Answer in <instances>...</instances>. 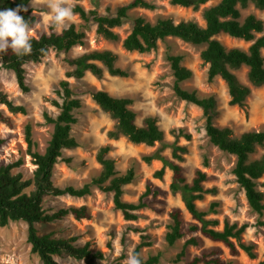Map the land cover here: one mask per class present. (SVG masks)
I'll use <instances>...</instances> for the list:
<instances>
[{
  "label": "rangeland",
  "instance_id": "rangeland-1",
  "mask_svg": "<svg viewBox=\"0 0 264 264\" xmlns=\"http://www.w3.org/2000/svg\"><path fill=\"white\" fill-rule=\"evenodd\" d=\"M128 1L73 0V3L81 5L86 11L94 10L100 15L112 17ZM149 1L155 6L153 10H131L123 26L114 29L119 36L117 42L104 39L96 33V25L92 21L84 23L76 14L73 25L85 33L83 45L75 46L68 52L50 50L39 62L25 64L23 68L27 92H22L18 87L14 72L0 64V92L14 105L25 109L24 114H12L0 104V113L4 118V121H0V140L3 141L0 145V166L21 159L22 166L14 172H20L24 179L31 176L35 167L26 155L25 128L30 127L37 151L43 153L53 131V125L45 122L44 115L52 118L57 116L58 109L51 101L60 102L58 84L66 79L65 73L71 70L65 60L91 50L111 51L118 57L115 66L127 72V77L110 76L104 70L101 78L86 72L80 80L66 79L74 95L81 101V107L75 111L77 122L71 131L77 147L63 150L54 166L52 182L61 189H79L89 184L101 171L96 160L97 152L107 146V157L114 161L116 173L124 175L132 170L134 174L133 181L123 187L122 200L133 204L141 200L143 207L137 211L135 221H125L121 212L114 208L112 193L102 192L95 186L91 187L90 195L82 198L67 195L47 197L46 209L57 212L85 206L89 218L75 220L68 214L54 223L37 225L39 234L53 233L57 238L73 239V244L78 247L89 243L94 252H102L104 260L101 264H125L128 254L136 249L143 259L159 254L158 264H189L192 259L203 255L208 260L217 258L227 264H257L264 260V214L259 216L248 207L244 192L232 174L235 157L221 152L209 142L202 111L174 95L173 76L166 57L182 56V65L191 70L192 76L182 82L181 86L189 92L195 91L199 97H213L216 101L214 124L221 128L229 127L237 137L249 131L264 132V86H252L244 66L233 71L238 81L250 88L245 107L239 108L230 105L227 87L220 78L208 80L207 66L200 60V53L205 46H195L169 37L160 41L157 48L149 53L125 51L121 41L128 35L135 18L142 17L151 24L158 19L169 18L175 23L194 21L204 26L202 11L219 0H212L197 10L172 5L170 0ZM28 9L37 18L31 27L32 37L50 32L60 33L63 30H57L51 25L46 0H31ZM241 14L242 18L252 14L264 21V11L256 9L252 4L242 10ZM217 39L227 48L246 50L249 46V43L224 35ZM262 55L264 57V51ZM98 90L113 97L131 99L130 108L136 114L135 122L138 126H141L144 118L154 117L164 134L163 141L147 146L132 144L125 137L110 139L107 134L113 130L115 122L92 100V93ZM185 136H189V139ZM173 144L186 149L181 154L180 162L172 158ZM262 155L264 148H257L250 159L255 160ZM145 158L152 160L147 163ZM165 161L179 164L182 176L188 183L197 171L206 174L203 185L211 192L196 201L197 208L206 212L207 218L218 222L214 227L217 230H221L226 223L236 224L237 227L244 225L241 242L254 246L255 259L248 258L240 249L237 254L230 255L224 244L211 241L199 231H188L194 221L187 213L180 194L170 189L173 174L164 165ZM160 169H163V175L157 178L155 174ZM262 183L264 175L258 185L264 195ZM211 204H215L213 209H210ZM176 210L180 212L184 236L173 246H168L164 237L171 224L170 214ZM190 238L197 240V246H187L182 261L173 263L184 242ZM54 259L60 264H85L69 257ZM0 264H42L30 252L26 223L13 222L0 227Z\"/></svg>",
  "mask_w": 264,
  "mask_h": 264
},
{
  "label": "trees",
  "instance_id": "trees-1",
  "mask_svg": "<svg viewBox=\"0 0 264 264\" xmlns=\"http://www.w3.org/2000/svg\"><path fill=\"white\" fill-rule=\"evenodd\" d=\"M31 0H0V11L16 9L22 6L19 14L29 22L32 27L37 18L28 9ZM81 1V0H77ZM212 0H170V3L183 8L197 10ZM252 4L256 9L264 11V0H219L215 5L202 11L204 26L194 21H180L175 23L172 19H158L151 24L142 17L132 21L128 35L121 41L125 51L140 54L154 51L160 41L166 38H177L183 42L195 46H205L200 53V60L207 66V78L212 81L220 78L226 85L230 97V105L239 108L245 107V101L250 94V88L241 84L233 71L244 66L247 68V79L252 86H264V21L252 14L242 18L241 11ZM153 10L155 8L149 0H130L120 6L112 17L100 15L94 10L86 11L81 5L74 7V12L84 22L92 21L96 25V33L104 39L117 42L119 36L114 29L123 26L128 19L129 12L134 9ZM224 35L231 39L242 40L249 43L246 50L225 47L217 37ZM258 35V36H257ZM85 33L71 25L60 33L50 32L32 37V54L23 57L16 56L11 49L6 53H0L2 67L14 72L18 87L22 92H27L25 83L24 65L29 62H39L50 50L56 52H68L75 46L84 43ZM173 76L172 91L181 101L192 104L202 111L205 118V134L209 142L223 153L235 157L232 174L237 185L243 190L246 202L250 210L259 216L264 214V195L258 189L259 180L264 175V155L251 160L250 157L257 148H264V132L249 131L235 136L229 127H218L213 119L216 112V101L213 97H199L195 91L185 90L181 84L192 76L191 70L182 65V56L169 55L166 57ZM118 60L116 54L108 50H91L82 55L65 60L70 71L65 73L66 79L80 80L86 72L96 78H101L104 70L114 77H127V72L116 67ZM98 64H101L100 67ZM58 84L57 95L60 102L51 101L58 109L55 118L44 115L45 122L53 125V131L43 153H39L36 143L32 139L31 129L25 128L26 155L30 157L35 167L31 176L24 179L20 172H14L23 164L21 159L0 166V227H6L9 223L24 222L27 224V242L30 244V252L35 254L42 264H60L54 257H69L85 264H101L104 260L102 252H94L89 243L78 247L73 244V239L54 237L53 233L39 234L37 225L50 224L61 220L70 214L75 220L89 218L85 206L70 207L57 212L45 208L47 197L70 196L82 198L90 195L91 187L95 186L102 192L112 193L114 208L121 212L125 221H135L137 211L143 207L141 200L138 204L127 203L122 200L123 187L134 179L132 170L124 175H118L115 171L114 161L107 157L109 147L98 150L96 160L101 166L98 177L89 184L79 189L72 187L58 188L53 182L54 166L58 163L64 149L77 147V141L71 134L72 127L76 124L75 111L81 107L78 99L67 80ZM92 100L105 113L109 114L115 124L113 130L107 135L110 139L125 137L132 144H145L153 146L164 139L163 132L157 125L154 117L143 119L141 126L135 122L136 114L130 108L132 100L124 97H113L107 92L98 90L92 93ZM0 104L4 105L12 114H24L25 109L14 105L0 92ZM0 121H4L0 113ZM189 139V136H185ZM3 143L0 140V145ZM172 158L177 162L182 160L181 154L186 152L184 147L172 145ZM149 163L152 159L145 158ZM173 174V183L170 189L173 193H179L181 201L190 215L194 224L188 227V231H199L211 241L224 244L230 255H235L238 249L243 251L248 258L255 259L254 246L241 242V235L245 226L237 227L236 224H224L221 230L214 227L218 222L207 218V213L200 211L196 201L203 199L204 195L211 191L204 188L206 174L197 171L190 183L182 176L181 167L177 163L166 162ZM156 177L163 175V169L156 172ZM264 186V183H262ZM215 204H211L213 209ZM171 224L165 234V242L173 246L184 234L178 210L170 214ZM264 225V224H262ZM235 242L238 244L236 245ZM147 245V244H146ZM149 245V244H148ZM187 246H197L195 238L187 239L180 252L173 259V263L182 261ZM140 247V246H139ZM134 252L138 253V249ZM206 255L192 259L189 264H227L217 258L207 259ZM160 255L148 256L143 259L144 264H158ZM257 264H264V260Z\"/></svg>",
  "mask_w": 264,
  "mask_h": 264
},
{
  "label": "clouds",
  "instance_id": "clouds-1",
  "mask_svg": "<svg viewBox=\"0 0 264 264\" xmlns=\"http://www.w3.org/2000/svg\"><path fill=\"white\" fill-rule=\"evenodd\" d=\"M35 2V0H33ZM49 11V21L57 30L66 29L76 20L73 0H46ZM22 6L16 9L0 11V53L8 49L18 56L32 54L31 26L19 12ZM125 264H144L142 255L134 251L127 256Z\"/></svg>",
  "mask_w": 264,
  "mask_h": 264
}]
</instances>
